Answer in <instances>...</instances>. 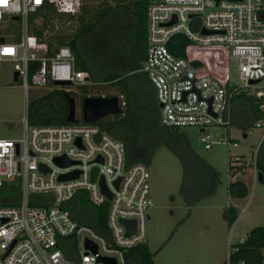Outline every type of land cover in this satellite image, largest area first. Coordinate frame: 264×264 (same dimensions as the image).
Here are the masks:
<instances>
[{
    "label": "built area",
    "instance_id": "2783aa9c",
    "mask_svg": "<svg viewBox=\"0 0 264 264\" xmlns=\"http://www.w3.org/2000/svg\"><path fill=\"white\" fill-rule=\"evenodd\" d=\"M87 1L0 2V63L14 64L17 82L26 92L23 136L3 138L0 131V194L6 189L20 190L17 205L0 203V264H126L125 252L145 244L148 236V210L154 207L150 174L146 164L128 163L123 141L98 122L84 121L83 113L67 124L32 126L29 122L31 84L57 87L66 81L68 86L81 88L94 85L89 72L78 67L70 47L51 46L31 33L30 18L51 7L76 15ZM46 19L39 14L35 23L45 26ZM203 30L210 34L204 35ZM178 35L191 42L185 57H177L169 49ZM148 45L143 71L157 91L162 124L174 129L200 128L206 149L212 147V138L206 135L212 127H230L234 91H250L264 100V0H152ZM42 48L44 56L33 52ZM216 49L222 56L221 67L209 62L208 53ZM230 62L239 64L243 85L230 83ZM260 108L264 114V102ZM256 127L262 137L254 164L264 140V115ZM234 161L238 164L232 159L233 167L246 159L236 157ZM70 174L78 176L61 180ZM102 180L112 198L103 189ZM254 180L259 181L256 167ZM80 191H86L96 206L109 204L110 238L81 225L66 208ZM37 195L40 199H34ZM4 196L9 197L7 193ZM239 219L240 215L229 236L227 264L239 250L237 244L246 238L232 243ZM128 221H135L132 232ZM89 243L97 247V253L88 248Z\"/></svg>",
    "mask_w": 264,
    "mask_h": 264
},
{
    "label": "trees",
    "instance_id": "16d2710c",
    "mask_svg": "<svg viewBox=\"0 0 264 264\" xmlns=\"http://www.w3.org/2000/svg\"><path fill=\"white\" fill-rule=\"evenodd\" d=\"M114 1L88 0L76 15H66L55 8H48L39 13L47 16L45 26L35 23L39 17V14H35L30 18V31L40 42L70 47L76 56L78 67L89 72L93 87L107 85L118 88L120 97L123 98L124 113L105 117L98 121V125L124 142L129 164H148L162 145L180 140V129L162 124L157 91L148 74L143 71L149 47L148 8L152 0ZM45 30L49 33L44 34ZM190 44L188 38L178 35L169 44V49L175 56L185 57L186 47ZM89 88L83 87L82 91L87 97H92L88 93ZM68 96L71 95L64 86H57L50 94L32 101L29 109L30 124H67ZM263 102L261 97L250 91H234L230 107V127L237 128L243 134L254 128L255 123L264 115L260 108ZM183 146L186 150L180 155L185 168V194L193 198L192 194L199 197L200 193L204 192L205 195L212 192L219 183L217 170L184 142ZM231 162L232 157L230 164ZM252 164L264 176V140L259 147L255 164ZM244 167H233L231 164L230 175L236 177ZM228 189L237 199L248 196V188L244 182H231ZM3 192L0 194L1 204H18L19 188ZM5 193L9 196L8 199L4 196ZM34 199H40V195L34 196ZM108 206L109 204L94 205L88 193L80 191L68 202L66 208L81 225L89 226L110 238ZM239 215L240 209L233 205L224 213L230 226ZM237 247L239 250L232 255L231 264H264V227L252 229L245 241L238 243ZM125 260L126 264H156L146 244L127 250Z\"/></svg>",
    "mask_w": 264,
    "mask_h": 264
},
{
    "label": "rangeland",
    "instance_id": "374dc122",
    "mask_svg": "<svg viewBox=\"0 0 264 264\" xmlns=\"http://www.w3.org/2000/svg\"><path fill=\"white\" fill-rule=\"evenodd\" d=\"M33 52L38 56L45 55L43 48ZM208 54L209 62L214 66L219 63L221 67L222 56L218 49ZM14 73V64L0 63L1 137L17 139L23 136L25 130L22 119L26 110V92L21 83L15 81ZM228 75L232 85H243L238 63L230 62ZM91 87L88 93L92 97H120L116 87ZM56 88L55 85L39 87L31 84L29 107L32 101L50 94ZM64 88L76 100L77 116L80 118L87 94L81 87ZM180 134V140L162 145L146 164L154 207L148 210V236L145 244L151 250L156 264H225L233 227L224 217L228 207L238 206L241 212L234 229L233 244L245 238L252 229L264 227V183L255 182V167L252 166L262 131L253 128L245 139L237 128L212 127L206 134L212 138L210 149H206L202 141L204 133L200 128H181ZM183 142L217 170L219 183L212 192L205 195L204 192L200 193L199 197L192 194L193 198L185 194V168L180 155L186 150ZM230 157L233 164H238L234 161L236 157L246 159L242 164L244 169L234 178L230 175ZM235 181L246 184L247 197L237 199L230 194L229 184Z\"/></svg>",
    "mask_w": 264,
    "mask_h": 264
},
{
    "label": "water",
    "instance_id": "95a60500",
    "mask_svg": "<svg viewBox=\"0 0 264 264\" xmlns=\"http://www.w3.org/2000/svg\"><path fill=\"white\" fill-rule=\"evenodd\" d=\"M218 2L220 0H217ZM176 20L172 21L169 23V25L175 23ZM204 35L210 34V32H207L205 30L202 31ZM1 42L4 43L5 40L1 39ZM19 74L15 73V81H18ZM58 85H63V86H68L70 85L69 82H59L57 83ZM68 101H69V114L67 117L68 122H76V114H77V103L76 100L68 96ZM124 103H123V98L118 97V96H113V97H86L83 100V119L84 121L88 123H96L99 120L108 117L110 115H118V114H123L124 113ZM243 137L246 139L247 134H244ZM57 162L59 164H64L63 160L58 159ZM78 176V174H70L63 176L61 180H68L72 179ZM121 180H118L117 185H119ZM259 182L264 183V176L259 173ZM102 185L103 189L107 192L110 198H112L111 194L108 192L104 180H102ZM127 226L130 229V232L134 231L135 229V221H128L126 222ZM88 248L92 249L94 253H97V247H91L90 243L88 244ZM104 261L111 263L109 259H103ZM111 264H117L115 261Z\"/></svg>",
    "mask_w": 264,
    "mask_h": 264
},
{
    "label": "snow or ice",
    "instance_id": "6c2138e0",
    "mask_svg": "<svg viewBox=\"0 0 264 264\" xmlns=\"http://www.w3.org/2000/svg\"><path fill=\"white\" fill-rule=\"evenodd\" d=\"M0 2L6 3L7 0H0ZM37 2H39V0H37Z\"/></svg>",
    "mask_w": 264,
    "mask_h": 264
},
{
    "label": "flooded vegetation",
    "instance_id": "af4514ba",
    "mask_svg": "<svg viewBox=\"0 0 264 264\" xmlns=\"http://www.w3.org/2000/svg\"><path fill=\"white\" fill-rule=\"evenodd\" d=\"M77 110H78V108H77Z\"/></svg>",
    "mask_w": 264,
    "mask_h": 264
}]
</instances>
